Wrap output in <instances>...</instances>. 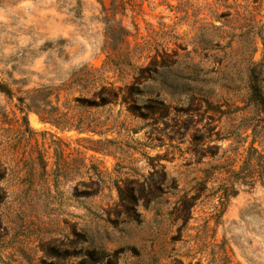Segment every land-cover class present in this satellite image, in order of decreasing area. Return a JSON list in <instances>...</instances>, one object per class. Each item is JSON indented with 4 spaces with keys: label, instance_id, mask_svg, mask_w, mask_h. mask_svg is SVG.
I'll return each instance as SVG.
<instances>
[{
    "label": "rangeland",
    "instance_id": "obj_1",
    "mask_svg": "<svg viewBox=\"0 0 264 264\" xmlns=\"http://www.w3.org/2000/svg\"><path fill=\"white\" fill-rule=\"evenodd\" d=\"M124 2L136 37L112 51L110 0H0V264H225L222 245L264 264L263 187L211 218L252 141L253 66L264 95V0ZM133 49L143 96L125 103L136 74L106 55Z\"/></svg>",
    "mask_w": 264,
    "mask_h": 264
},
{
    "label": "trees",
    "instance_id": "obj_2",
    "mask_svg": "<svg viewBox=\"0 0 264 264\" xmlns=\"http://www.w3.org/2000/svg\"><path fill=\"white\" fill-rule=\"evenodd\" d=\"M224 1L225 0H214L215 3H223ZM97 2L101 4V0H97ZM125 3L126 2H124V0L119 1V3H117L116 0H110L112 13L110 16H104L101 20L105 24V37H107L106 43H108V47L112 51H116L119 45L128 43V38L136 37L130 32V30H128L125 26L122 25L121 21H114L116 15L115 12H113L114 9H116L119 4L123 6L126 5ZM138 7H140V5H138ZM136 12L140 13L141 10H137ZM221 16L223 15H220L216 18H220ZM131 25L137 34V25L133 22H131ZM103 51L105 52L104 48ZM140 53L141 51L137 49L127 51L126 53L122 54L124 60L116 63L111 60L108 54L106 55L105 64H112L116 66H128L136 74V76H134L133 78V84L129 86L128 90L130 91L126 94L125 97H123V102L125 103L127 101H136L137 99H140L143 96V88H141L140 86L143 84V73L145 72L146 68L142 67V65H136L132 62V60L135 58L136 60L140 59L138 56L140 55ZM152 64H154V62ZM169 66L170 64L168 63H162L160 65L162 69H166ZM260 72V69H258L256 66H253L249 70L248 74L249 97L247 103L253 106L258 115L256 120L254 121V124L249 126L252 132V141L245 153V156L238 170H228V185L223 186L221 188L217 206H215L214 208L215 213L211 216L212 219H215V224H218L221 220L222 214L226 209V204L229 202L230 198L235 197L237 195L238 190L236 189V186L253 188L256 184H258L264 188V154L259 153L253 147V141L254 139H256L258 128L264 129V95L260 84ZM0 92L7 96H11V91L1 84ZM99 95V106L110 103L111 100H115V93L111 89H105L104 87H102L101 91L99 92ZM19 101L23 103L22 99H19ZM27 107L29 109H32L30 106ZM33 113H35L39 117L40 121H49V118L45 116L46 112L40 110H33ZM190 218L191 217L188 216V219ZM220 251V254H222V259L224 260L225 264H230L231 261L228 259L227 251L224 245L220 247Z\"/></svg>",
    "mask_w": 264,
    "mask_h": 264
}]
</instances>
